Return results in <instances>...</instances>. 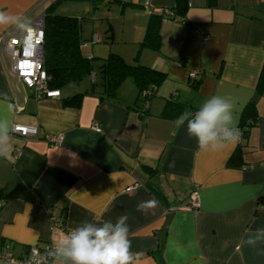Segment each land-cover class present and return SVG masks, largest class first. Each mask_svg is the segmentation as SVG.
<instances>
[{
    "label": "crops",
    "instance_id": "0c3cea01",
    "mask_svg": "<svg viewBox=\"0 0 264 264\" xmlns=\"http://www.w3.org/2000/svg\"><path fill=\"white\" fill-rule=\"evenodd\" d=\"M50 1L0 0V11L31 24ZM78 1L84 7L94 0L72 3ZM96 1L95 9L121 21L119 31L112 22L97 29L98 41L111 40L115 47L107 54L127 63L135 58L151 11L156 14L158 46L142 49L138 63L166 78L140 117L130 79L114 99H99L100 74L93 86L83 78L88 82L60 90L58 98H35L16 78L9 80L0 52V96L15 105L12 125L38 131L30 138L12 134L9 157H0V253L21 256L32 246L56 245L82 222H115L126 215L137 264H264V243H243L264 227V94L257 90L264 0H183L184 15L172 18L156 10L176 11L182 0H149L148 10L144 0ZM12 27L0 28V34ZM193 74L201 78L197 85ZM76 93L84 94L76 105H63ZM214 94L233 101L237 127L250 101L257 120L234 148L205 152L184 126L177 127V118L160 114L171 97L196 111ZM54 136L62 137L60 144L48 143ZM194 191L196 210L189 199ZM54 218L64 229L52 226ZM0 264L7 263L0 258Z\"/></svg>",
    "mask_w": 264,
    "mask_h": 264
},
{
    "label": "clouds",
    "instance_id": "9594fccd",
    "mask_svg": "<svg viewBox=\"0 0 264 264\" xmlns=\"http://www.w3.org/2000/svg\"><path fill=\"white\" fill-rule=\"evenodd\" d=\"M14 26L26 31L30 24L20 15L0 11V28ZM0 157L8 158L11 151L10 139L13 133L12 114L15 105L7 95L0 96ZM177 127L184 126L197 147L205 152H217L239 142L241 133L237 127L235 105L223 95L214 94L206 99L196 111L185 110L175 121ZM149 207L154 206L149 203ZM145 205L138 206L143 210ZM128 217L121 215L115 222L100 224L82 222L60 239L47 252L53 264H137L131 252ZM250 247L264 243V227L257 228L243 241Z\"/></svg>",
    "mask_w": 264,
    "mask_h": 264
},
{
    "label": "trees",
    "instance_id": "16d2710c",
    "mask_svg": "<svg viewBox=\"0 0 264 264\" xmlns=\"http://www.w3.org/2000/svg\"><path fill=\"white\" fill-rule=\"evenodd\" d=\"M62 0H55L43 12L44 40L42 44L44 69L46 71V84L48 89L61 90L69 83H79L85 76L91 73V59L85 57L80 49L81 19L75 16H66L54 12L55 6ZM181 1V0H180ZM183 3V0L181 1ZM180 4L173 11L174 15H184L185 4ZM98 2L93 1L96 8ZM171 10V9H170ZM159 29L156 14L151 13L145 34L139 43L137 53L132 63H127L120 55L113 52L108 53L101 60L99 74L104 87V96L99 99L117 98V90L127 79H130L137 88V99L133 107L140 117L148 114L147 104L156 96L157 87L165 80L166 73L138 63V55L144 48L156 49L159 43ZM95 75L91 79L92 86L95 85ZM194 80L193 84H198ZM257 90L264 94V64L262 66ZM82 93H76L63 101V105H73L82 97ZM131 107V108H133ZM189 110L187 104L179 103L175 97L166 99L161 117L176 119L185 110ZM254 103L250 101L242 111L239 127L244 130V135L257 119Z\"/></svg>",
    "mask_w": 264,
    "mask_h": 264
},
{
    "label": "built area",
    "instance_id": "2783aa9c",
    "mask_svg": "<svg viewBox=\"0 0 264 264\" xmlns=\"http://www.w3.org/2000/svg\"><path fill=\"white\" fill-rule=\"evenodd\" d=\"M143 7L149 9V0H144ZM160 16L172 18L173 11L167 8L156 10ZM152 13V11H151ZM44 40L43 13L40 14L30 24L26 31L16 29L14 26L0 34V52L5 55L8 61L6 74L10 78H16L17 85L23 86L26 90L34 93L35 98H58L59 90L48 89L46 80L47 75L44 69L42 44ZM98 37L92 35L91 43H97ZM93 79V74L91 75ZM191 79L199 80L198 74H193ZM20 87V86H19ZM94 130L100 132V128L94 125ZM241 137L244 130L238 127ZM13 135L22 138L36 137L37 128L14 125ZM48 143L58 145L61 143V136L47 137ZM190 206L196 210L199 208V200L197 192H192L189 196ZM2 205L0 204V207ZM52 226L64 229V225L56 218L52 219ZM70 233V231L68 232ZM55 245H49L45 248L37 246L29 247L25 254L14 256L9 251L0 253V258L5 260L7 264H50L51 258L47 257V252L53 249Z\"/></svg>",
    "mask_w": 264,
    "mask_h": 264
},
{
    "label": "rangeland",
    "instance_id": "374dc122",
    "mask_svg": "<svg viewBox=\"0 0 264 264\" xmlns=\"http://www.w3.org/2000/svg\"><path fill=\"white\" fill-rule=\"evenodd\" d=\"M76 0H62L55 6L54 12L66 15V16H75L79 17L81 19V31H80V49L81 53L85 57H94L91 59V73H93L97 80L99 76V66L101 63V60L106 57L107 51L109 46L115 47V44L112 45V41L109 40H103L100 38V40L97 43H91V36L93 34L101 35L97 29L101 28L104 30V28H108L107 23H113L114 27L117 31L120 30L121 27V21L119 19H113L109 20V15H105V11L103 9H95L91 4H88L86 6L78 5V1L76 3H72ZM55 2V0H51L50 4L47 6H50L52 3ZM36 11V10H34ZM38 13H34L35 17L39 16L40 10H38ZM34 19V18H33ZM105 47V48H104ZM105 49L106 52H104ZM103 51V52H102ZM103 53V54H102ZM85 78H90V74L85 76ZM88 82V79L83 80L80 84L79 83H69L66 84L61 88L62 91L66 90L67 88H74L76 86L85 84Z\"/></svg>",
    "mask_w": 264,
    "mask_h": 264
}]
</instances>
